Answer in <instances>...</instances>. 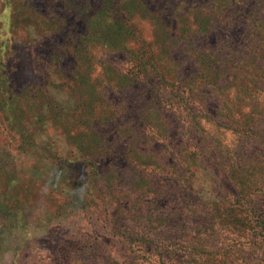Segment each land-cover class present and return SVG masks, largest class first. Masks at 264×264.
Segmentation results:
<instances>
[{
	"label": "rangeland",
	"instance_id": "rangeland-1",
	"mask_svg": "<svg viewBox=\"0 0 264 264\" xmlns=\"http://www.w3.org/2000/svg\"><path fill=\"white\" fill-rule=\"evenodd\" d=\"M0 264H264V0H0Z\"/></svg>",
	"mask_w": 264,
	"mask_h": 264
}]
</instances>
